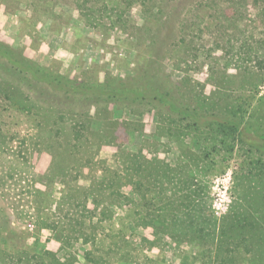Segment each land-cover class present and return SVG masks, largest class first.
Masks as SVG:
<instances>
[{"label": "rangeland", "instance_id": "1", "mask_svg": "<svg viewBox=\"0 0 264 264\" xmlns=\"http://www.w3.org/2000/svg\"><path fill=\"white\" fill-rule=\"evenodd\" d=\"M126 4L0 0V264H264V0Z\"/></svg>", "mask_w": 264, "mask_h": 264}, {"label": "trees", "instance_id": "2", "mask_svg": "<svg viewBox=\"0 0 264 264\" xmlns=\"http://www.w3.org/2000/svg\"><path fill=\"white\" fill-rule=\"evenodd\" d=\"M123 1L127 2L126 5H130V3H132L134 0H123ZM138 1H141V0H138ZM115 14H118V18H116V21L115 22L118 23L120 27H124L125 26L124 25V21L123 22H119L120 20L122 21V15H123V12L121 11V9L119 7H115ZM89 16H90V19H93L92 15H89ZM166 18H168V17H166ZM92 21H96V20H92ZM115 22H113V23L116 25ZM94 85L95 84H92V86L91 85H89V86H87V85H84V86L80 85V88H78V89L75 88V89H72V90H69V91H75L77 93H80V94H84L85 95L87 93L95 94L94 91L97 89L98 92H101L102 94L103 93H108V94H112V95H115V96H118V97H122V94H120V92H117V91H105L104 89H101L100 90V89H98L100 87H95L96 89L95 88H92V87H94ZM105 86H107V85H105ZM53 87L55 89H57V88L64 89V87H55V86H53ZM132 95H135V94H132ZM135 97H138V95H135ZM143 98H145V97H143ZM94 105H96V102H94L91 106H94ZM248 144L250 146H253V147H255L257 149H260L262 151L264 150V144H262L261 142H259V140L256 139V138H250V141L248 142ZM101 185L103 187V184L102 183H101ZM44 255H46L48 257L46 261H48V260L50 262L52 261V260H50L49 254H45V252H44ZM10 258L12 260V264H14V263H16V264H19V263L20 264H31L30 263V260H27V259L25 260V259L20 258V257L17 258V257H11V256H10ZM40 258L42 259V257H40ZM50 262H49V264H50ZM37 264H39V263H37Z\"/></svg>", "mask_w": 264, "mask_h": 264}, {"label": "built area", "instance_id": "3", "mask_svg": "<svg viewBox=\"0 0 264 264\" xmlns=\"http://www.w3.org/2000/svg\"><path fill=\"white\" fill-rule=\"evenodd\" d=\"M229 175H225L224 177V183L221 182V186H218L215 184L216 191L213 195V214L215 216H219V214L222 213L223 205L225 203V194L227 192V184L230 182Z\"/></svg>", "mask_w": 264, "mask_h": 264}]
</instances>
